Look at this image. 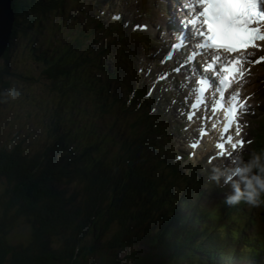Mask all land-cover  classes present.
<instances>
[{
    "label": "trees",
    "instance_id": "1",
    "mask_svg": "<svg viewBox=\"0 0 264 264\" xmlns=\"http://www.w3.org/2000/svg\"><path fill=\"white\" fill-rule=\"evenodd\" d=\"M13 6V11H15V13H26L25 18H31V16L33 17V14H36V18L38 17L37 12L39 3L36 4L35 1L30 2L29 0H13ZM29 10H31V12H29L27 16ZM37 23L41 24L40 22ZM15 24L16 26H14L15 30H13V32L16 34L17 23ZM74 33L75 32H72L71 34L73 35ZM71 38L72 36L68 37V39ZM59 50L62 51V48H59ZM8 51L6 50L5 54L1 58L2 63H0V103L2 102L1 95L4 88L6 87V84H4V74L6 75V72H8L9 68L7 62ZM70 54L74 58L76 57L73 50L70 51ZM58 58V63L52 66V68H54L55 70L52 71L49 68H46L43 70L42 74L47 80H51L53 83H59L58 86L60 87V89L65 91L67 83H69V80L73 79V76L69 69H67L66 66L61 63L70 59V57L68 56V54H63L62 56L59 55ZM81 58L79 57L78 62H82ZM40 61L44 62L42 59ZM94 74L96 75L95 79H98L100 77L99 72H95ZM104 89L106 90V87L103 88V90ZM82 104L84 105H81L80 108L72 107V109L75 111H78L82 108L87 109V103ZM100 104L101 103L99 96V105ZM88 107L90 108L89 104ZM73 126L74 123L72 122L71 128H73ZM67 137L71 142L72 152L76 149H79L78 151L86 150L88 152V155L84 154L86 157V164L83 165L84 167L88 166L90 174L94 176V178H97L98 172L100 171V173L104 175L105 179L108 182H104L103 185L98 183L97 179V181L95 182L91 178L90 180L88 178L86 181H84V178H86L85 175H88L86 173L88 168H84L82 166L77 176L81 175L84 178H80L78 176L81 182H77L76 184L79 186L77 188L79 196L83 193L82 190L84 188V195L81 199H79L83 201V205L87 204L90 208H88L89 211H91L92 209L93 211L96 210L98 215H100V213L103 214L101 217H99L100 219L96 223H93L90 227H96V231L98 230L97 232H100L101 234L103 230L102 224L104 222H101V220L106 219L105 221L108 222V225L111 223L117 225L118 229L116 234L121 232V234H118L117 236H115L116 234H114L113 236L115 246L113 245L112 247L111 245H109V243H106L107 247L109 246L108 251H110L112 255L116 250L123 249L122 244L124 239L125 245L129 246L128 248H130L135 243V241L140 242L142 240L141 233L143 232L152 243L151 250L150 252H148L151 259H164L165 255H167V252H164L163 250H167V246L162 247V245L169 244L173 249L177 250L176 254L179 253L177 255H180V259H177L181 262H185V255H194L197 261L202 260V255H205L206 260L204 258V261H208V264H216V257L219 258L220 261L224 260L225 258L226 260L230 259V264H236L232 263V260L236 259L235 257H238V260L240 262H243L244 264H257L258 262L259 264H264V261H261L260 258H252L254 256L260 255L263 252L264 242H262L261 244H256L251 248L242 247L240 250H237V248H240L239 242L244 239L241 237V234L237 232L238 229L234 227L236 226V223L233 224L231 220L230 222H228L229 218H219V216L206 218L202 215H199L202 213L199 211L198 205L195 204L189 196H186L178 207L174 205L177 201V198L176 194L172 191L170 184L165 183V181L160 184V188H163V193L166 192L170 196L164 198L159 193L158 188H154L151 185L152 179L153 181H155L156 179L155 176L149 173L150 168L147 167L145 169L146 171H144L143 169H140L141 165H135V163L133 162L134 159L131 158L133 154H131L130 157L129 152L128 155L126 154V162H124V159H122L120 160L121 162L114 163V161L110 160L109 153L105 152V145L110 144V141H101L102 145H100L96 140L90 141V137L81 139L77 138L75 134L73 135V137H71L69 134ZM81 143H83L84 145L80 146ZM54 144L55 146H60V143L47 141L46 143H43V145L41 144L39 149H34L35 151L32 150V148L28 150L24 147H21V145L0 147V180L4 181V184L6 185L5 193L0 194V264H11L12 262L14 264L17 258L20 256H27V258L25 257L24 260L20 259L23 261V264L26 260L27 264L28 258L33 257L31 256V254L32 251H34L35 247L40 248L41 246H43L42 250H44L46 249L44 247L45 244L49 245L48 242H50L48 239H44L41 243H38L39 238H36L38 235L34 228H32L31 231L35 237L30 241L24 240L27 242L23 249H19L20 252L17 248V252L11 251L10 249H12V247L8 248V240L6 235L4 234L8 230L12 229V227H14V225L16 224L15 220L22 218L20 216H17V212L19 213V210H17V208H20V203L21 205H25L24 207L28 210L30 209V212L37 211L40 221L42 220V222L50 224L52 228L61 227L65 229V227H68V231H71V237L74 240V244H76V246L83 243V239H79L77 236L79 235L80 229L86 226L85 224L90 225L91 223H86L85 221H83L85 219H83V215L81 214L80 210L84 209V207H82L83 205H80V202L75 201L77 209H65V207L69 206L63 205L62 200L66 199V197L68 196H63L62 193H56V191H54L55 188L59 189L60 184L64 182L63 179L65 178H63V176H72V170H75L74 166L76 167V162L73 163V165L70 164L72 163V161L69 152L66 149L67 147L65 145H61L60 147H63L64 149L61 152L63 160H59V164L57 165H54V163H51V165L47 158H49L48 155H51L50 153H54ZM50 145L52 146L51 150L48 148V146ZM103 147L105 150L103 149ZM140 152L141 150L139 151V153ZM110 154L112 156H117V151L112 150L110 151ZM141 155L143 157H146L145 152ZM45 167L48 169H46ZM58 167L64 168L62 174L56 172V168ZM67 169L71 170V174H67ZM95 171H98L96 175L94 174ZM117 171H119L118 173H120V176L118 175ZM61 180L63 182H61ZM70 180L71 179L68 177L67 181L69 182ZM109 183H113V185ZM90 184L92 185V187L90 186ZM48 192L52 193V198L48 196ZM22 197H26L28 199L30 203V207L28 206L29 208L26 206V204H23L24 198ZM56 197H58V200H61L60 203H55L53 201V199H56ZM69 199V202L71 203V196H69ZM10 203H13V207L9 205ZM16 205H18V207H15ZM122 208L124 209V211H122ZM14 210H17V212H14ZM49 211H54L53 213L59 211L58 214H56L57 218L53 216H46L45 214H47ZM71 213L75 215L70 217L68 220L66 218V215H70ZM5 215L8 217L5 218ZM78 219L80 221H77ZM262 219L264 221V212L262 215ZM35 223L37 224L35 225L37 229L38 225L42 224L39 222ZM150 232L152 235H150ZM82 235L84 236V234ZM50 236L63 237L62 233H60L59 231L49 232L48 235H45L43 237L47 238ZM165 239H167V241ZM244 241L248 242L246 239ZM162 242L165 244H162ZM13 246L15 248V245ZM19 246L21 247V244H19ZM49 246L50 249L53 248V245L50 244ZM65 246L66 245L64 242L58 245L59 248L61 247L65 249V254L67 252H71L69 256L74 255V258L77 257L76 261L78 262L75 261L74 264H83L82 262H80L79 258L85 259V257L83 256L85 252H74L75 246ZM188 247L192 248V253L188 252L189 254H185ZM54 251L48 259L55 260L54 258H56V260L58 261L64 260L66 264L67 260L65 261L66 258L63 257L64 255H61L60 253ZM228 251H230V254L228 253ZM159 252H162V255L164 254V257H161ZM154 253H157L158 255H155ZM41 258L39 257L38 259ZM130 258H134L133 253ZM38 259L37 262H40L41 260ZM169 259L170 260L168 264H173V260H175V257L169 256ZM71 260H73V258ZM133 260H135L137 264H146V261H148L146 257L140 258L137 256ZM262 260H264V258H262ZM41 262H44L45 264L53 263L50 260ZM72 262L73 261H70V263ZM149 262L152 263V261Z\"/></svg>",
    "mask_w": 264,
    "mask_h": 264
},
{
    "label": "rangeland",
    "instance_id": "2",
    "mask_svg": "<svg viewBox=\"0 0 264 264\" xmlns=\"http://www.w3.org/2000/svg\"><path fill=\"white\" fill-rule=\"evenodd\" d=\"M29 1L32 2L34 0H29ZM43 1L45 2L40 4L41 18H39L40 13L38 14V18H36V14H33V17L31 16V18L30 17L25 18L26 13L17 14L15 13V11H13L14 9L13 0L0 1V3H2V6H0V19L2 22H0V24L6 27V29L8 28V30L4 31V35L7 32L5 37L8 36V41L7 43L5 42L6 47L2 55H0V63H2L1 58L5 54L6 50L7 51L9 50L8 51V61H7L9 68H8V72H6V75L4 74V77H5L4 84H6V87L4 88L3 93L1 95L2 102L0 103V147L2 146L10 147L12 145H21V147H24L28 150L30 148L34 150V149H39L40 145L41 144L43 145V143H46L47 141H54V142L59 141L60 145H65L67 147L66 149H69L70 145H69V142L67 143L68 139L66 137L69 134L71 137H73L75 133L68 132L69 130L66 129L65 125L70 123L72 118L75 120L76 112L79 111V110L75 111L72 109V107L75 108L74 103H78L79 108L81 105L82 106L84 105L82 103H85L84 101L80 102L77 100H69V98L67 97L66 91L63 94L64 91L60 89V87L58 86L59 83L57 84V83H53L51 80L50 81L47 80L42 74V69L49 68L50 70L54 71L55 69L52 68V65H54L59 60L57 53L54 52L56 54L54 55L53 53H51L52 52L51 50L49 51L48 49H46L45 56H42L44 52H41L40 50V48H43L42 45H44L43 42H45V39H46V37H44V33L46 29L43 30L42 28L46 25L45 23L46 19L48 20L50 19L49 21H51L50 14L54 13L53 11L55 10L52 8V5L57 4V2L52 3L51 0H48V1L43 0ZM61 1L63 2L62 4L63 7H60V8H63V9L59 8L60 10L59 12L57 10V14L58 15L62 14V17L64 19H67V21H70L71 19H73V22H72L73 27H75L76 23L81 22L82 13H85L86 17L92 16L93 18H95L93 14L96 15L98 13L103 12L102 10H100L101 8H97L96 6V3L100 4L101 0H61ZM49 2H51V4ZM28 9H31V8H28ZM29 12H31V10L28 11L27 16ZM55 19L57 18H54V20ZM104 20H102L103 24L105 22ZM82 21L84 23V20ZM37 22H40L41 24H38ZM15 23H17V27H16L17 33L16 34L13 32V30H15L14 26H16ZM86 24L89 25V28L87 26L86 27L84 26V28L90 31V37H91V38H87V45L91 44L93 47H98V45H95L98 43H95V42H103L105 44V40H103L102 35H100L97 31L94 32L93 24L92 23L90 24L88 21ZM55 31L56 29H54V32H53V27H52L51 32L54 34H57L55 33ZM67 32L72 33L74 31L73 30H62L60 32V37H58L60 41L62 40L69 41V39H66L69 37V36H66ZM93 37H94V40H93ZM37 43H41L40 48L37 45ZM52 45L54 46V43ZM57 47L58 46L54 47L53 51L58 52L59 48H62L63 46L61 45L58 48ZM39 56H42L40 57V59L45 60L44 64L39 60ZM117 60L119 61V56ZM111 67L112 66H109V68ZM81 69L85 70V75L82 73ZM90 69H91V64L86 61H83L79 64V71L81 72L82 79L86 84H89V78L93 75V73L89 72ZM125 71L126 69L124 70V72ZM100 76L102 77L103 74L100 73ZM262 76L264 79V72L262 73ZM255 83L256 81H254V84ZM250 85L253 86V84H250ZM74 90L76 89L72 88L71 90L72 93H74ZM77 91L82 92V93L84 92L81 88H78ZM77 91L73 95L75 97H81L80 95H77ZM101 92L98 91L99 94ZM114 92L117 94L120 93L119 91H116L115 88H114ZM255 92L258 93V89ZM102 101H103V97H102V94H100V103ZM86 107L87 109H89L88 104H86ZM128 109H131L130 105ZM62 118H64V121L67 122L63 126L60 125L59 123L61 122ZM82 135H83V138H86L88 136V134L85 133V130L82 131ZM109 141H110V144H118V141H115V140H109ZM118 146L121 147L120 145ZM48 148L51 150L52 146L50 145L48 146ZM112 149L113 150L115 149L117 151V148L113 146H112ZM177 149L178 150L181 149V146H178ZM53 152H54L53 156H50V155L48 156L49 158L53 157L55 159L54 155L56 152L55 151ZM49 158L47 159L49 160ZM60 158L62 161L63 160L62 153L60 154ZM131 158L134 159V155H132ZM71 161H72L71 165H73V162L75 161L72 158H71ZM153 162H155L154 159H153ZM81 163L85 165L86 161H82ZM77 168H79V165H76V169ZM56 169H57L56 172H59L61 174H62V171L64 170L63 167H58ZM72 169H73V166H72ZM66 171H67V174L71 172V170L69 169H67ZM152 174L153 176L157 177L156 174L154 173ZM68 177H70L71 179V181L69 182L67 181ZM68 177H65V179H63L64 180V182L62 183L63 186L60 184L59 189L55 188L56 193H62L63 196H65L66 193H67L66 196H69L70 194L74 193L75 191L74 186L75 185L77 186L76 183L77 182L80 183L81 180L76 175V171L74 174H72V176H68ZM159 178H162V177L159 176ZM162 180L164 179L162 178ZM157 181L158 180L154 181L155 185L153 184L152 187L160 188V182H157ZM169 184L173 191L174 190L173 184L171 183ZM90 186L92 187L91 184ZM5 190H6V185L4 184V181L0 180V194L5 193ZM82 192L84 193V188ZM47 194L48 196L52 198L51 192L50 193L48 192ZM22 198H24L23 204H26V206L28 207L30 205L28 199L26 197H22ZM69 200H70L69 197H66V199L62 200V204L65 206H69ZM53 201L55 203L61 202V200H58V197H56V199L54 198ZM75 201H78L80 202V205H83L82 200L76 199ZM12 204L13 203H10L9 205L13 207ZM15 204H19V203H15ZM19 206L20 208H17V210H19V213L17 212V210H14V212H17V216H20L22 218L15 220L16 224L14 225V227H12V229L9 230L10 232L9 234L7 233L8 235L6 236L8 243H10V246L12 245V249L10 250L17 252V249L14 248L13 245L21 244V249H23L27 242L24 240L30 241L34 239L35 236L34 234H32V231H31V229L34 228V230L36 231L38 235L36 238H39L38 243H41L44 239H48L50 241L48 242V244L53 245V247L55 246L56 248L55 251L60 253L61 255H64L63 257L66 258L65 261L67 260L66 264H69L70 261H73L71 259L74 257V255L69 256L71 252H67L65 254V249L58 247V245L62 244L63 242L66 245L65 247L69 246L67 237H66V240L64 238L65 237V233L63 232L64 228H61V227L52 228L50 224L42 222V220L40 221V218L38 217L39 214L37 211L30 212V209L28 210L27 208L24 207L25 205H21V203ZM15 207H18V205H16ZM65 209H69V208L65 207ZM122 211H124L123 208H122ZM92 212H93L92 209L89 214L81 211V213L85 217H87L88 218L87 220H89V222L91 223L90 225L85 224L86 226L80 229L79 235L77 237L79 239H83V241L86 243L87 242L89 244L94 243L96 244V246L98 245V242H99L97 240H100L103 242V245L100 246V248L99 247L94 248V251L96 254L92 255V257H89L86 253V250H84L87 245L78 246L80 249L79 252H85L83 256L85 257V259L87 258L86 264H112V263L113 264H137L135 260H133L135 259L136 256L134 258H130V255L133 253V250L137 249V247L135 248L131 247L128 249L127 245H125V239L122 244L123 249L116 250L113 253V255L110 253V251H108L109 246L107 247L106 243H109V245H111L112 247L113 245L115 246L113 236L114 234H116L117 229H118L116 224H112V223L109 225L107 224L106 229L103 228L101 235L99 234L97 238H96L97 235L95 236L96 241H94L95 240L94 238L89 237V236L87 237L85 235L86 233H89V232L84 233V229L87 228V226H89L87 229L91 230L90 226L93 223H96L100 219L99 217L103 215L102 213L98 215L96 210H94L93 213ZM0 214H1V210H0ZM45 215L47 216V214ZM70 217H72L71 214L66 216L68 220ZM103 221L106 222L105 219L101 220V222ZM35 222L42 223L38 225V229L35 226L37 225ZM85 222L88 223V221H85ZM155 228H158V227H155ZM65 229L68 231V228L65 227ZM52 231H59L60 233H62L63 237H57V236L56 237L50 236L47 238L43 237L45 235H48L49 232H52ZM81 231H83V233ZM82 234H84V236ZM118 234H121V232H119ZM118 234H116L115 236H117ZM141 234H142L141 235L142 240L140 242L134 243V244L140 243L139 251H137L140 255L137 257H140V258L146 257L148 260L146 261V264H168L170 260L169 256H172V254L177 252V250L173 249L172 246L169 244L162 245V247L167 246L166 247L167 250H163L164 252H167V255H165V258L164 259L161 258V260L156 259V258L151 259L148 252H150L151 250L152 243L150 242L149 238L143 232ZM150 235H152L151 232H150ZM165 240L167 241V239ZM71 244H73V242ZM49 245L45 244L44 247L46 249H49L50 248ZM74 245L76 247V244H73L72 247ZM42 248L43 246H41L40 248L35 247L34 251H32V254H36L35 256L31 254L33 258L35 257L34 258L35 262H36V258L49 257L42 250ZM76 252L78 251L76 250ZM178 252H181V251H178ZM186 252L187 253L185 254L192 253V248L188 247ZM228 253L230 254V251H228ZM154 254L158 255L157 253H154ZM159 254L161 257H164V254L162 255V252H159ZM88 258H90L89 261H88ZM202 258H203L202 259L203 261H204V258L206 260V257L203 255H202ZM235 258L236 259L232 260V263L244 264L243 262H240L238 260L239 259L238 257H235ZM38 260L47 261L43 258L38 259ZM202 260L197 261L196 258L193 259L194 264H204ZM41 261L38 263L45 264L44 262H41ZM149 261H152V263H150ZM22 262H23L22 260L17 258L14 264H23ZM52 262L55 264H64V260L58 261L59 263H57L55 260H52ZM208 263H209L208 261H205V264H208ZM215 263L216 264H230L231 262H230V259L226 260L225 258L224 260L220 261V259L216 257ZM11 264H13V262ZM24 264H26V260ZM30 264H33V262H30ZM183 264H185V262H183Z\"/></svg>",
    "mask_w": 264,
    "mask_h": 264
},
{
    "label": "bare ground",
    "instance_id": "3",
    "mask_svg": "<svg viewBox=\"0 0 264 264\" xmlns=\"http://www.w3.org/2000/svg\"><path fill=\"white\" fill-rule=\"evenodd\" d=\"M0 1H2V0H0ZM0 6H2V3H0ZM174 16H175L174 10L169 11L168 13H166L163 10H161L160 12L158 11V13L155 11V14H154L153 18L146 17V18H144V21H143V26H146V27H143V28L146 29L148 35L151 36L155 40V47L159 50V52H158V54H157L156 57L157 58H160L161 57L162 59H167L170 62V64H172V65L174 64V61L176 59V57H175L176 55L175 54L172 55V58H170V59H168L167 57H168V55L170 53V51H168V48H169L170 43L173 41V37L175 36L174 35L175 31L172 30V29H169L168 32L166 31V32L163 33L162 30H164V27L168 28L172 24H173V27L174 26L175 27L177 26V22L174 20ZM165 20H166V23H165ZM0 22H2L1 19H0ZM168 23H169V25H167ZM54 29H56L55 33H57L58 35H60V32L62 30H73L75 32L73 35L70 32H67V35L66 36H72V38H73L74 35L77 34V36L80 39H83L82 34L75 27L71 26V24H69V23H66L65 24V23H60L59 22V23H57V24H55L53 26V32H54ZM6 30H8V28L6 29V27H4L3 25L0 24V46H4L5 45V42L8 41V38L5 37V35L7 34V32L4 35V31H6ZM66 36H64V37H66ZM158 36H160L162 38V40H158L157 39ZM4 37H5V42L3 41ZM88 38H90V37H88ZM66 39H68V38H66ZM93 39H94V37H93ZM95 43H98V44H95V45H98V48L95 49V50L90 51L87 54L83 50L74 49L73 52L76 55L75 59L78 61L79 57L80 58L82 57L81 58L82 59L81 60L82 62L83 61H86V62H88V63L91 64V68L93 70V78L94 79L96 77V75L94 74L95 72H100L101 74H103L102 77L99 75L100 76L99 77L100 78V81L102 83L107 84L108 89H110L111 92H113L119 98V100L122 101V106L125 104V101L130 96L131 93H133L134 95H136V97L138 99L137 101L134 102V104L136 106H138L140 104H143V100L141 99V96L144 97L145 95H147L148 93H150V91H153L156 94V96L160 97L161 99H165L166 98L169 103L167 101H163V107H162L163 113H161L160 114V117L158 118V120H160L161 122H160L159 125H153L154 130L160 131V134L161 135H157V134L152 133L149 130L150 129V125L147 124V123H143L141 125L140 133L141 134H144L145 136H150L151 139H153V140H155V141H157L159 143H163L164 145H173V147L176 150V154L174 156L171 155V154H168V153L164 152L165 151V148H162L161 150H159L158 153H155V154L154 153H151L150 151H145L146 157H143L141 155L142 153H139V151L140 150L142 151L144 149H148L147 146L145 148H142V145L141 144L134 143L133 145H134L135 148H133V147H131L129 145H126V144H123L121 142H118V144H107V145H105L106 150L103 147V149L105 150V152H108L109 153L110 160L114 161V163H119V162H121L120 160L124 159V162H126V158H127L128 152H129V157L131 156V154H133L134 155V161L133 162L135 163V165H141L140 166V169H143L144 171H146L145 169L147 167H149L150 168L149 173L151 175H153L152 173H154V174L157 175V177H155V179L158 180L157 182H160V184H162L163 181L165 180V183H171V184H173V188H174L173 192L176 194V198H177V201H176V203L174 205H176L178 207L179 204L182 203V201L184 200V198L186 196H189L192 199V201L195 204L198 205L199 211L202 213V214H199V215H202V216H204L206 218H211V217H214V216H219V218H221V217L222 218H229V221L228 222H230V220H231L233 222V224L236 223V226H234V227H236L238 229L237 232L239 234H241V237L244 240L246 239L248 241V242H245L244 240L240 241L239 242V245L240 246L246 247V248H251V247H253L256 244H259V242L262 241V240L264 242V230L259 229L256 226L255 222H253V221L252 222H249L247 220H244L239 215L240 214V211L234 210L231 207V205H228L225 202V200L223 198L218 197V196H215L214 194L213 195L207 194L204 191V188H203L204 187L203 179H199V181H198L199 184H198L194 180L192 181L191 179H193V178L191 177V179H190V176L189 175L186 178H181L174 171H172L170 168H168L170 165L172 166L176 162L177 164L182 165L181 170L189 169L190 168V165H191V162L189 161L190 158L187 156V154L190 155L191 153H194V155H191V156L195 157L196 159H199L198 158L199 157V153L198 152L196 153V152L192 151L194 149H193V147H191V145L193 143H196L198 145V147H196L197 149L213 148L215 146L212 144V140L210 141L211 143H208V142L206 143V142H203V141L200 142V140L197 137H195L196 138L195 139V142L191 138H188V140H186V141H181V139H182L181 137H184V135H183L185 133L184 131H187L188 128L187 127L186 128H183V125L181 123L173 122L171 116L167 114V112L170 110V108H172V103H170L172 101V98L167 97L165 94H163V92H161L158 89H155L153 86H151L150 89H141V88H138L136 86H133L131 88V90H130V88H128L126 85H124V82H125V80L127 81V80H131V79H135L134 74H133V72H132V70L130 68H126V71L124 72L125 69L123 67H121L120 64L118 63L119 61H121L123 59V56L118 51L128 52V50L126 49V47L123 46V45H121V44H104L103 42H95ZM165 48L167 49V51H163V49H165ZM171 50H173V49H171ZM58 54L60 56H62L65 53H63V51L60 50V51H58ZM118 56H119V61L117 60ZM181 58H182V63H183V57H182V55H181ZM96 60L98 61V63L95 62ZM157 65H160L158 63V61H157ZM109 66H112V67L109 68ZM138 67H140V66H138ZM107 68H109V69H107ZM190 71H191V68H189V72ZM170 73H173L174 75H176L174 72H170V71L167 72V74H170ZM150 75H151L152 78H155V79L157 78L156 79L157 81L155 82L156 84L158 83V81H161L162 78L167 77L166 76V73H164L163 75H159L158 72H153L151 69H150ZM185 76H186V74H185ZM120 80L122 82L121 85H119L118 83H115V81H120ZM188 84L189 85L186 86V87L184 85H182V86H183L184 90L186 91V93H189L190 94V93H192V89L189 87L191 85V81H189ZM114 88H115L116 91H119L120 93L119 94L115 93L114 92ZM98 91L101 92V90H98ZM154 93L151 94L153 97L155 96ZM140 94H141V96H140ZM105 99L106 100H109L110 99V95L108 93H105V97H103V101ZM127 108H129V104L127 105ZM191 109H192V107H191ZM192 111H193L194 115L196 116L195 110L192 109ZM254 114L256 115V113H254ZM151 116L152 117H155L156 116L155 111L151 114ZM258 121H259V123L261 125V128L264 129V122L262 121V119H258ZM258 121H256V123H258ZM173 123H175V125H176V130L173 128V125H171ZM184 127H185V125H184ZM192 128L195 129V130L196 129H204V131H205L204 133H208V132H206L205 128H199V127L198 128L197 127L196 128L192 127ZM165 134H169L170 136L171 135H174V138L175 139L174 138L164 137ZM101 141H102V139H100L99 141H97V143L100 144V145H102V142ZM55 142L59 143V141H55ZM258 143L260 145H262L261 139L258 140ZM56 145H59V144H56ZM118 145H120L121 147H119ZM186 145H189L190 146L189 148H192V149H189ZM60 146H55V144L53 145V147H55V150L54 151L56 153L54 155L55 156V159L53 157L49 158V163L50 164L51 163H54V165H57L59 163L58 161L61 160L60 153L64 149H63V147H60ZM112 146L115 147V148H117V156L118 157L117 156H112L110 154V151L113 150L112 149ZM178 146H181L182 148L178 150L177 149ZM230 146H231L230 144H225V149L230 148ZM256 153L259 154V155H262V150H259V152L256 151ZM50 154H51L50 156H53L54 153H50ZM177 157H180V158L177 159ZM157 158H158V161L159 162L161 161L160 164L156 160ZM129 159H131V158H129ZM153 159L155 160V162H153ZM108 161H109V159H108ZM73 163H75V162H73ZM78 163H76V165H79V168L76 169V167L74 166L75 170L74 169L72 170V174H74L75 171H76V175H77L79 173V171L81 170L82 166L84 167V165L81 162H78ZM70 164H72V163H70ZM260 167L261 166H259V168ZM84 168H88V166L87 167H84ZM46 169H48V168H46ZM96 169H97V167H96ZM97 172L95 171L94 174L96 175ZM118 172L119 171H117V173ZM86 173L88 174V175H85L84 174L86 178L82 177L81 175H78V176L80 178H84V181H86L88 178L90 180V178H91L95 182L98 180V183H100V184H103L104 182L108 183L107 180L105 179L104 175L101 174L100 171L98 172V177L97 178H94V176H92L90 174L89 168L87 169ZM119 174L120 173H118V175ZM159 176L162 177L164 180H162V178H159ZM192 176H194V175H192ZM197 176H198V174H197ZM260 176H264V172H261L260 173ZM63 178H65V177L63 176ZM63 181L61 180V182H63ZM88 183H89V181H88ZM109 184L113 185V183H109ZM153 184L155 185V182L152 179L151 185H153ZM78 187H79L78 185L77 186L75 185L74 186V190H75L74 193H72V194L69 195V196H71V203L69 202L70 203L69 204V207H67V208H69V210H71V209H77L76 208L77 205L75 203V200L76 199H78V200L81 199L82 196L84 195L82 193L79 196V194H78L79 192L77 190ZM155 188H157V187H155ZM158 191H159V193L164 198L170 197L168 193H166V192L163 193V188H160V189L158 188ZM231 194H228V196L231 195ZM66 195H67V193H66ZM217 195H219V196H226L225 195V190H222L221 192L217 191ZM260 199H262L261 200V204L263 205V210L262 209H256V211L252 214V216L255 219L260 218L261 220H263L262 219V215H263V212H264V192H262V196H261ZM82 207H84V209H80L81 211L86 212L87 214L90 213V211H89L90 208L88 207L87 204L83 205ZM53 212L52 211L51 212L49 211V213H47V216H49V217H52V216L53 217H56V214H58L59 211L56 212V213H53ZM71 215L74 216L75 214L71 213ZM6 217H8V216L5 215V218ZM83 219H85L83 221H88L89 222V220H87L88 218L85 217L84 215H83ZM77 221H80V220L78 219ZM245 223H250L249 226H250L251 236L253 237L252 241L250 239L244 237L243 232H242V229H241V227H239L240 224H242V226L245 227L246 226ZM107 224H108V222H103V224H102L103 226L102 227L104 229H106ZM88 227L89 226H87V228ZM66 228H68V227H66ZM87 228L84 229V233L85 232H89V233L86 234L87 237L89 236V237H92V238L95 239V236L97 235L96 236V238H97L98 235L100 234V233H98L96 231V229H97L96 227L91 228V230H89ZM9 232L10 231L8 230L5 233V235L7 236L9 234ZM63 232L65 233V237H64L65 240H66V237H67L68 242H69V243L68 242L67 243L69 244V246H72L74 244V240H72V237H71L72 236V233H71V231L70 230L67 231L66 229H63ZM81 232L83 233V231H81ZM94 241H96V239ZM97 241H99L102 244H100L98 242V245L96 246V244H94V243L89 244L87 242L88 243L87 244L84 241H83L82 244H80V245H85V246L87 245L84 250H86V253H87V255L89 257H92V255H95L96 254L95 251H94V248L95 247H99L100 248V246L103 245V242L102 241H100V240H97ZM105 241H107V240H105ZM72 242H73V244H71ZM163 244H165V243H163ZM80 245H78V246H80ZM88 245H90V246H88ZM139 245H140V243L139 244L136 243V244H133L131 246L132 248L137 247V249H134V250L132 249L133 250L134 257L140 255L137 252V251H139ZM7 246L8 247H12V245L10 246V243H8ZM78 246L74 247V252H76V250L79 252L80 249H79ZM127 247H129V246H127ZM15 248H17L19 250L21 247L19 245H15ZM52 250L53 251L56 250L55 246L52 249H50V248L49 249H44L43 251L47 254V256L50 257V255L53 254V251ZM177 254H179V253H177ZM177 254H176V252L174 254H172V256L175 257V260H176V262H175V260H173V264H183V262H181L180 260H178V259H180L179 258L180 255L178 256ZM32 255L35 256L36 254H32ZM203 256H205V255H203ZM25 257L26 256H20L18 258L19 259H23ZM49 257H42V258L45 259V260H47V261H49V260L52 261L53 259H48ZM194 257H195L194 255H185V257H184L185 258V263L186 264H194V261H193ZM34 258L33 257L28 258V263L27 264H30V262H33V264H37L38 263L37 262V259L38 258H36V262H35ZM76 259H77V257L76 258L73 257V264L76 261ZM86 259L79 258L80 262H82L83 264H86ZM89 259L90 258H88V261H89ZM55 261L57 263H59L58 260L55 259ZM76 262H78V261H76ZM203 263L205 264V261H203ZM64 264H65V262H64Z\"/></svg>",
    "mask_w": 264,
    "mask_h": 264
},
{
    "label": "snow or ice",
    "instance_id": "4",
    "mask_svg": "<svg viewBox=\"0 0 264 264\" xmlns=\"http://www.w3.org/2000/svg\"><path fill=\"white\" fill-rule=\"evenodd\" d=\"M178 10L184 16L181 28L176 32L179 43L173 46L174 50H170L167 58H172L175 51L191 47V54L185 56L181 67L189 66L193 71L202 73L198 81L199 86L192 89L197 100L191 105L193 109L210 108L214 113L219 107L227 105L225 114L228 122L224 127V132L228 135L224 142L215 145L216 155L224 156L227 151L225 144H230L231 149L236 150L238 147L242 149L246 143L241 136L242 128L246 125H240L239 118L247 111V103L240 101L239 92L232 94L229 93V89L233 83H238L239 79H243L245 65L260 64L264 62V56L255 60H250L247 56L230 57L227 64H221L220 61L223 58L219 53L221 51L237 53L241 48L260 50L257 41H264V0H182V5ZM115 18L119 19V17ZM198 57L202 68L196 67L194 63ZM236 65L239 67H235ZM180 70L181 68L175 69L176 72ZM209 72L216 74L218 81L205 75ZM229 72L238 73L239 79L229 81L227 75L222 77L220 75ZM209 89L218 93L219 98L207 101L204 94ZM188 119L191 120L192 115H188ZM234 123L236 125L235 136L241 137L240 139L234 140L230 132ZM191 147L196 148L198 145L193 143Z\"/></svg>",
    "mask_w": 264,
    "mask_h": 264
},
{
    "label": "clouds",
    "instance_id": "5",
    "mask_svg": "<svg viewBox=\"0 0 264 264\" xmlns=\"http://www.w3.org/2000/svg\"><path fill=\"white\" fill-rule=\"evenodd\" d=\"M257 164L255 162L249 164L247 167L242 169V173L251 172L252 167H256ZM260 171L264 172V166L260 167ZM242 173H237L234 170L230 174H226L224 172H220V170H214V175L211 177L213 180L219 182V180L223 177L225 183L230 182L232 175L240 176V181L233 183L232 194L226 197L225 202L228 205L238 204L242 199H244L247 203L252 205H257L260 203L259 197L262 192H264V176L254 175L251 178H247ZM240 183L244 184V189L241 190Z\"/></svg>",
    "mask_w": 264,
    "mask_h": 264
},
{
    "label": "water",
    "instance_id": "6",
    "mask_svg": "<svg viewBox=\"0 0 264 264\" xmlns=\"http://www.w3.org/2000/svg\"><path fill=\"white\" fill-rule=\"evenodd\" d=\"M6 37L8 38V36H6ZM3 41L5 42V38H4ZM6 43H7V41H6ZM6 43H5V44H6ZM5 47H6V45H4V46H0V55H2V53H3L4 49H5Z\"/></svg>",
    "mask_w": 264,
    "mask_h": 264
}]
</instances>
